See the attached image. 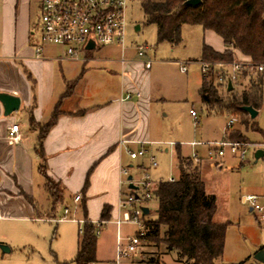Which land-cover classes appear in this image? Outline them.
<instances>
[{"label":"rangeland","instance_id":"1","mask_svg":"<svg viewBox=\"0 0 264 264\" xmlns=\"http://www.w3.org/2000/svg\"><path fill=\"white\" fill-rule=\"evenodd\" d=\"M37 13L39 9L34 7L32 19L36 31ZM125 18L123 48L111 44L93 49L96 61L88 65L91 69L85 73L83 86V96L113 98L120 89L119 77L114 73H119L121 59L137 58V48L142 47L145 52L142 59L152 61L147 77L153 97L147 119L151 143L144 146V155L135 159L125 152V176L130 175L134 185L139 182L138 192L142 193L140 182L145 175L156 185L159 181L175 180L178 177L177 156L192 158L196 154L198 161L195 164L201 171L205 190L216 197L214 221L226 225L223 252L216 262L256 264L255 254L264 250V224L257 222L255 213L241 204L239 198L249 193L264 194V162L261 158L254 162L253 158L254 147L264 143V93L259 112L252 120L246 114L207 110L199 95L202 75L198 59L202 44H216L220 37L204 31L199 25L183 24L180 43L157 42L156 27L145 23L140 0L127 1ZM54 48L58 49L57 46ZM80 73L76 71L73 75L78 77ZM189 109L195 110V117L190 115ZM233 117L231 126H226ZM227 140L249 143L243 161L227 148L223 156L209 154L219 148L220 142ZM141 148V145L134 144L129 150L137 152ZM152 161L156 166H152ZM127 184L125 180V192L128 191ZM35 200L37 208L32 218L25 219L17 214L0 218V245L10 249L2 252L0 248V264H75L73 258L80 237L76 221L84 219L82 203L75 204L72 195L66 192L62 202L53 205L43 188ZM260 203L264 205V198ZM140 205L149 211L144 220L156 218L157 200L154 196L141 204L136 203V207ZM65 206L69 209L66 215L62 213ZM59 217L65 219H55ZM115 217L106 221L96 236L97 264L115 261L117 247L122 248L127 238L138 230V224L133 222H122L117 229L113 223ZM150 257L158 258L160 264H183L174 253L164 255L162 248L152 243L146 244L140 257L121 258L119 264H146Z\"/></svg>","mask_w":264,"mask_h":264},{"label":"crops","instance_id":"2","mask_svg":"<svg viewBox=\"0 0 264 264\" xmlns=\"http://www.w3.org/2000/svg\"><path fill=\"white\" fill-rule=\"evenodd\" d=\"M39 4L40 0H0V92L16 95L20 100L18 109L9 115H4L0 102V218L16 214L25 219L32 218L37 208V193L42 188L47 193L43 173L39 170L41 160L36 153L39 132L29 125V114L41 126L50 120L59 104L61 113L41 141L45 173L59 183L62 196L67 192L73 201L76 194L80 195L78 202L73 201L82 203L84 213V219L76 221L78 227H83L85 221L94 227V223L99 222V231L106 221L119 213L120 199L139 188V182L134 185L132 177L128 180L130 175L126 177L122 169L126 168L127 149L134 144L145 148L151 143L147 119L153 97L147 81L149 68L145 69L143 65L147 58L120 60V71L114 73L120 80L115 97L83 96L85 73L91 69L88 65L96 61L93 49L71 59L62 57L58 46L56 49L43 44L38 54L35 51L38 29L36 31L32 10L34 7L39 9ZM219 40L216 44H204L221 52L224 45L221 38ZM76 71L81 72L78 77L73 75ZM248 76L234 88L236 92L249 89ZM69 85H73L71 92L64 96ZM260 88L262 101L264 80ZM127 93L129 98L125 97ZM13 124H18L20 141L17 143H10L7 138ZM262 144L254 147V152L262 149ZM125 180L128 182L126 192L123 191ZM130 182L135 189L129 188ZM151 185L154 195L156 183L151 182ZM256 195L259 201L264 198V194ZM104 206L109 207V218L99 221ZM64 208L62 213L66 215L69 209L65 214ZM112 262L100 261L99 264Z\"/></svg>","mask_w":264,"mask_h":264},{"label":"trees","instance_id":"3","mask_svg":"<svg viewBox=\"0 0 264 264\" xmlns=\"http://www.w3.org/2000/svg\"><path fill=\"white\" fill-rule=\"evenodd\" d=\"M185 1L140 0L145 23L156 27L157 42L167 41L176 45L181 42L183 24L199 25L203 30L218 35L224 45L220 52L203 43L200 60L230 62L235 58H247L252 63L264 62V0H200L195 6L185 5ZM247 80L249 89L236 93L234 89L224 91L212 79L206 80L202 76L199 87L202 104L207 110L219 109L235 114H246L241 110L245 105L259 109L260 85L264 76L249 75ZM72 86H68L64 96L69 95ZM60 113L58 104L50 120L41 126L29 114V125L39 132L36 149L41 160L39 170L43 173L44 188L53 205L62 202L63 196L59 183L45 173L41 141ZM177 169V179L159 181L154 189L156 218L144 220L143 216L145 243L162 248L164 255L174 253L183 264H221L216 260L223 252L226 225L214 221L215 197L206 193L201 173L191 158L178 155ZM30 202L33 205L32 200ZM108 212L109 207L104 206L99 221L108 220ZM95 231L91 222L83 223L73 258L75 264L95 262ZM254 263L261 264L256 260ZM146 264H160V261L150 257Z\"/></svg>","mask_w":264,"mask_h":264},{"label":"built area","instance_id":"4","mask_svg":"<svg viewBox=\"0 0 264 264\" xmlns=\"http://www.w3.org/2000/svg\"><path fill=\"white\" fill-rule=\"evenodd\" d=\"M128 0H40L38 13V44L35 51L40 54L43 44L58 46L61 49V55L64 58L77 59L79 55L89 50L105 45H120L123 48L124 28L126 24L125 11ZM92 43L93 48H88V44ZM144 48H137V56L143 58ZM124 60L121 59V62ZM149 59L144 60V68L151 66ZM201 75L206 80H213V83L224 91L227 90V81L230 80L232 89H234L243 78L249 74L264 76V62L252 63L247 58H235L230 62L199 60ZM182 64V63H181ZM184 64H182L183 66ZM126 98L130 95L127 93ZM191 116L195 117L196 112L189 109ZM234 118L227 121L226 126H231ZM7 138L10 143L20 141L18 133V124L9 127ZM249 143L243 141H222L217 146V150L209 151V154L223 156L225 148L232 154L239 157L240 160L245 158L246 150ZM264 152V144L261 145ZM145 149L141 148L137 152L127 149L129 157L134 159L142 156ZM197 155H192V160L197 161ZM264 162V155L261 156ZM156 166V163H152ZM122 173L127 174V169H122ZM172 181V179H169ZM142 193L138 191H130L125 194L119 201V213L114 218L113 223L118 228L122 222H133L138 224V230L133 236L127 238L125 247L117 250L116 260L111 264H119L121 258L131 259L143 253L146 243L144 234L146 232L143 223V212L140 207H136V203L141 204L143 201L153 196L152 185L145 175L140 182ZM139 190V188H138ZM80 198L76 194L73 201L76 203ZM240 202L246 205L255 213L256 220L259 224H264V205L259 201V196L253 193L243 194ZM64 213H68L67 207ZM97 228L99 222H95ZM79 233L82 227H78ZM94 264V263H92Z\"/></svg>","mask_w":264,"mask_h":264},{"label":"water","instance_id":"5","mask_svg":"<svg viewBox=\"0 0 264 264\" xmlns=\"http://www.w3.org/2000/svg\"><path fill=\"white\" fill-rule=\"evenodd\" d=\"M200 2V0H186L184 2L185 5H190V6H195ZM88 48H93V44L89 43ZM232 89V84L231 81L228 80L227 81V90H231ZM0 102L3 106V113L4 115H9L10 113L16 111L19 107V97L13 94H8L5 92H0ZM241 110L246 112L249 117L251 119L255 118V116L257 115V110L254 109L252 106L250 105H245V106H241ZM262 155H264V152H262V149H257L254 152V161L256 162ZM128 180L131 179V176H128L127 178ZM129 188L131 189H135L136 187L130 182L129 183ZM141 210L143 212V214H147L148 213V209L144 206H141ZM0 248L2 250V252H8L10 249L8 246L6 245H0ZM254 259L258 262L264 263V250H259L256 254Z\"/></svg>","mask_w":264,"mask_h":264}]
</instances>
